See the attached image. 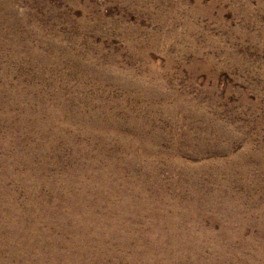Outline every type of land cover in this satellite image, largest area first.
<instances>
[{
	"label": "rangeland",
	"instance_id": "1",
	"mask_svg": "<svg viewBox=\"0 0 264 264\" xmlns=\"http://www.w3.org/2000/svg\"><path fill=\"white\" fill-rule=\"evenodd\" d=\"M0 264H264V0H0Z\"/></svg>",
	"mask_w": 264,
	"mask_h": 264
}]
</instances>
